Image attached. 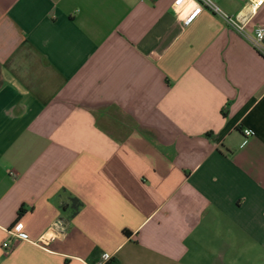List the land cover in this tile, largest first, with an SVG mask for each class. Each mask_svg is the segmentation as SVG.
Returning <instances> with one entry per match:
<instances>
[{
    "label": "crops",
    "instance_id": "0c3cea01",
    "mask_svg": "<svg viewBox=\"0 0 264 264\" xmlns=\"http://www.w3.org/2000/svg\"><path fill=\"white\" fill-rule=\"evenodd\" d=\"M173 1L0 0V264H264V56Z\"/></svg>",
    "mask_w": 264,
    "mask_h": 264
},
{
    "label": "built area",
    "instance_id": "2783aa9c",
    "mask_svg": "<svg viewBox=\"0 0 264 264\" xmlns=\"http://www.w3.org/2000/svg\"><path fill=\"white\" fill-rule=\"evenodd\" d=\"M263 3V0H249V5L252 11H256L258 7ZM173 4L181 8L185 4L190 7L186 15L183 17V22L188 24L192 19L202 12L204 9H208L215 15L219 16L228 26L235 30L239 35L245 38L258 52L264 56V24L258 25L255 28L249 29L247 24L249 22L250 16H243L240 18L238 15L231 16L225 12L214 0H174ZM244 134L246 136L251 135L249 129H244ZM52 228L56 231H63V223L61 220H57L53 223ZM17 237L21 239H29L26 232H18ZM3 248L7 251L10 249V245L7 241L2 243ZM109 260V254L105 253L102 255V261L99 264H107Z\"/></svg>",
    "mask_w": 264,
    "mask_h": 264
},
{
    "label": "trees",
    "instance_id": "16d2710c",
    "mask_svg": "<svg viewBox=\"0 0 264 264\" xmlns=\"http://www.w3.org/2000/svg\"><path fill=\"white\" fill-rule=\"evenodd\" d=\"M22 213V209L19 208L17 214L20 215ZM107 264H118L117 261L113 258H110L107 262Z\"/></svg>",
    "mask_w": 264,
    "mask_h": 264
}]
</instances>
